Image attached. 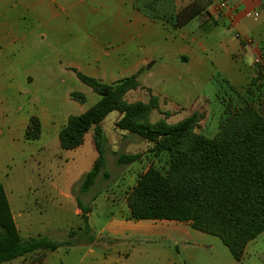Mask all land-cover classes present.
Returning <instances> with one entry per match:
<instances>
[{
    "label": "crops",
    "instance_id": "0c3cea01",
    "mask_svg": "<svg viewBox=\"0 0 264 264\" xmlns=\"http://www.w3.org/2000/svg\"><path fill=\"white\" fill-rule=\"evenodd\" d=\"M8 1L0 0V48L13 53L16 48L24 53L23 46L44 42L49 48L47 68L52 72L38 70L42 59L37 55L32 59L31 70H26L21 78V83H30L36 90L27 97L30 111L21 120L19 129L25 132L30 118H39L42 133L35 141L54 135L60 145L59 133L70 115L84 113L99 100V95L94 96L96 102L87 107L91 90H79L85 94V102L72 98L71 93L77 90L66 91L59 98H63L66 107L60 108L56 90L50 95L48 88L44 106L38 107L40 84H64L68 79L77 83L80 81L77 72L109 84L137 74L141 86L130 90L126 99L129 101L130 96H141L146 91L148 99L138 97L129 102H148L156 96L159 99L156 109L163 105L181 114L182 120L203 108L213 107L210 97L200 99L202 95L195 96L193 92L226 65L243 71L247 80L240 87H231L227 96H239L230 97L232 102H240L242 106L245 101H251L258 110L264 108V81L255 66V58L264 54V0H227L228 7L220 11L213 7L220 0H176L178 10L194 5L197 12L178 28L147 17L133 5V0H12L11 8L6 7ZM247 9L259 12L258 18L246 17ZM244 37H252L256 43L250 44ZM20 59L22 63L25 61ZM247 59L251 60L250 65L246 64ZM145 143L147 151L136 152L141 154L137 161L121 172L105 167L106 175L101 174L87 192L81 191V183L98 157L94 129L85 135L82 145L64 149L69 151L65 159L68 172L64 175L69 188L63 196L76 202L74 213L82 220L83 211L77 198L89 208L86 213L89 232L80 228L74 238L77 235L81 238H73L71 246L53 251L36 250L3 264H243L254 240L248 243L243 258L238 261L222 241L224 246L219 244L217 236L195 229L189 221L131 217L128 196L142 174L136 176L134 171L148 162L145 172L165 155H156L150 151V144ZM115 144L124 146L122 141ZM44 147L45 144L41 145ZM112 154L118 157L123 153L107 152L106 166ZM76 160L79 161L73 164ZM4 188L23 238L41 236L54 241L55 236L63 234L51 221L35 219L21 198L14 196L9 187L4 185ZM155 241L159 243L150 244Z\"/></svg>",
    "mask_w": 264,
    "mask_h": 264
},
{
    "label": "trees",
    "instance_id": "16d2710c",
    "mask_svg": "<svg viewBox=\"0 0 264 264\" xmlns=\"http://www.w3.org/2000/svg\"><path fill=\"white\" fill-rule=\"evenodd\" d=\"M133 5L152 20L164 21L175 28L197 15L194 5L178 10L176 0H133ZM77 75L100 97L84 113L70 115L59 133L61 148L74 149L94 129L98 157L83 177L81 191L87 192L101 174L106 175L101 123L109 113L118 111L121 116L115 124L117 128L140 136L150 144V151L168 157L166 169L151 165L140 175L128 196L131 217L189 221L195 229L217 236L233 257L241 260L248 243L264 231V114L253 102L245 101L210 137L197 130L201 112L176 123L166 118L152 121V112L159 106L158 97L152 96L148 102H129L126 94L141 86L137 74L114 84L81 72ZM71 96L81 102L87 99L79 91H73ZM41 133V121L31 117L25 138L36 140ZM140 157L139 153L120 154L117 163L130 164ZM77 202L83 211L85 230L89 232L86 216L89 208L78 198ZM76 234L71 232L69 239L63 241L41 236L23 238L0 182V264L36 250L71 246Z\"/></svg>",
    "mask_w": 264,
    "mask_h": 264
},
{
    "label": "rangeland",
    "instance_id": "374dc122",
    "mask_svg": "<svg viewBox=\"0 0 264 264\" xmlns=\"http://www.w3.org/2000/svg\"><path fill=\"white\" fill-rule=\"evenodd\" d=\"M11 3L12 0H9L6 7L11 8ZM15 46H18V44H15ZM23 51L24 53L15 48L13 53L0 48V182L7 188L9 187V191L13 190L14 196L21 198L23 206L28 208L35 219L44 222L51 221L54 227L61 228L63 234L55 236L54 241H63L69 239L71 229L77 232L80 228L85 230L86 223L85 220L74 213L77 206L76 202L63 196V193L68 191L67 188H69L68 182L64 180V175L68 172L65 159L69 151L60 147L58 138L54 135L49 137L45 135L40 141H28L24 137V130L19 129L22 125L21 120L25 119L28 111H30V102H28L27 97L31 96L33 91L36 90L30 83H21V78L26 70L32 68V59L39 55L42 64L38 70L45 73L52 72L47 68L49 48L45 42L39 43V45L29 44L23 46ZM20 58H25V61L22 63ZM245 62L250 65L251 60L247 59ZM225 66L223 69L216 71L211 81L201 82L197 85L196 90L193 92L195 96L198 93L202 95L200 99L210 97L212 101L213 109L208 106L199 111L202 114V119L197 127L198 132L210 137L218 132L223 120L241 106L239 105L240 102L239 104L237 101L233 103L230 99L233 95L237 96L236 94L227 96L231 93V87H235V85L240 87L247 82L243 71L240 73L236 69ZM225 79L230 81L232 86ZM41 81H44L43 76H41ZM38 89L41 94L38 106L40 108L45 104L44 94L48 91L51 95L56 90V103L60 108L66 107L63 98L59 99L66 91L91 90L93 94L86 103L87 107L93 105L96 102L94 96H98L92 88L81 80L75 83L68 79L64 84L57 83L55 85H44L42 83ZM19 91H23L24 94H20ZM143 92L145 94L141 96H130L129 101H133L138 97L148 99L147 92ZM173 96L179 97V94H173ZM67 108L71 109V106L67 104ZM260 110L264 114V108ZM119 116L118 111H113L101 123L105 154L109 151H118L123 154H132L139 152V150L146 152L145 141L140 136L121 129H115L114 124ZM160 118H166L168 122L176 123L182 116L171 112L170 109H165V106L162 105L160 109L154 110L151 115L152 121ZM121 141L124 145L123 148L115 144V142ZM44 144L45 147L41 148V145ZM109 144H112L110 150L107 149ZM116 158L117 155L114 154L108 156L106 169H110L112 172L124 171L129 164H118ZM78 161H73V164ZM147 166L148 162L141 167L139 166L134 174L136 176L140 175ZM156 166L162 170L166 169L168 166L167 155L160 158ZM117 168L122 169L118 170ZM74 192L75 188L73 187L72 193ZM75 195L79 196L78 193H75ZM80 238L81 236L77 235L74 240ZM215 238H217L219 244L224 246L218 237ZM158 243L159 241H155L150 244L156 245ZM243 264H264V233L257 236L250 243L248 255Z\"/></svg>",
    "mask_w": 264,
    "mask_h": 264
},
{
    "label": "built area",
    "instance_id": "2783aa9c",
    "mask_svg": "<svg viewBox=\"0 0 264 264\" xmlns=\"http://www.w3.org/2000/svg\"><path fill=\"white\" fill-rule=\"evenodd\" d=\"M214 9L217 10H223L225 8L228 7V1L227 0H220L216 3L213 4ZM244 15L246 17H252L254 19H257L259 16V12L253 11V10H245L244 11ZM244 41L250 43V44H254L256 43V40L253 39L252 37H244L243 38ZM255 64L257 66V70L259 73H261L263 75V81H264V54H260L255 58ZM264 84V82H263Z\"/></svg>",
    "mask_w": 264,
    "mask_h": 264
}]
</instances>
